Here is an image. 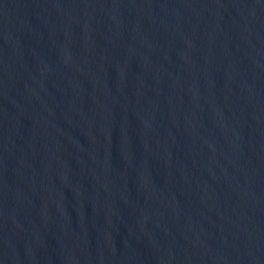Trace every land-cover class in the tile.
<instances>
[{"label":"water","instance_id":"95a60500","mask_svg":"<svg viewBox=\"0 0 264 264\" xmlns=\"http://www.w3.org/2000/svg\"><path fill=\"white\" fill-rule=\"evenodd\" d=\"M0 264H264V0H0Z\"/></svg>","mask_w":264,"mask_h":264}]
</instances>
